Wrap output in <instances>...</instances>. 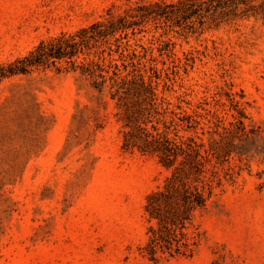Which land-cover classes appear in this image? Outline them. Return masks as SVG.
I'll use <instances>...</instances> for the list:
<instances>
[{
  "label": "rangeland",
  "instance_id": "1",
  "mask_svg": "<svg viewBox=\"0 0 264 264\" xmlns=\"http://www.w3.org/2000/svg\"><path fill=\"white\" fill-rule=\"evenodd\" d=\"M180 1L0 0V64L99 21L105 32L75 67L64 58L0 83V264H264V0L191 16L168 5ZM114 71L156 88L136 133L169 126L230 152L189 226L191 255L146 253L147 197L169 171L123 148Z\"/></svg>",
  "mask_w": 264,
  "mask_h": 264
},
{
  "label": "trees",
  "instance_id": "2",
  "mask_svg": "<svg viewBox=\"0 0 264 264\" xmlns=\"http://www.w3.org/2000/svg\"><path fill=\"white\" fill-rule=\"evenodd\" d=\"M256 1L258 0H182L178 4L168 5L177 14L181 12L182 15L187 13L191 16L200 13L204 5L206 12H210L212 8L217 10L219 6L231 7L237 4L251 6V10H254ZM261 6L264 7V3ZM101 26L103 23L99 21L76 33H62L49 41L43 40L26 55L8 64H0V83L13 75L27 74L34 68L56 65L64 58L69 59L75 67L74 57L89 47L91 39L105 35ZM82 69L83 73L96 75L92 66ZM100 70L98 76L102 80L100 83L95 81V84L102 89L107 78L102 73L103 69ZM110 80L113 81L111 88H116L112 97L117 99V106L121 109L119 114L129 128L125 132L123 148L128 151L137 147L145 153H157L160 164L169 171L164 184L150 192L147 197L145 210L151 225L146 253L154 261L162 255H191L198 245L199 234H190L189 226L193 224L196 212L207 207L218 178L216 168L219 163L227 160L230 152L222 153L207 148L194 136H189L187 140L182 137L180 140L173 138L167 131L169 126L163 132L156 125H152L154 131L142 127L139 128L140 133H136L134 126L145 114L146 104L154 105L156 88L152 81H146L141 75L116 83L114 71ZM182 120H186L188 129L197 127L191 116ZM240 127L244 128L242 119L238 120V128Z\"/></svg>",
  "mask_w": 264,
  "mask_h": 264
}]
</instances>
